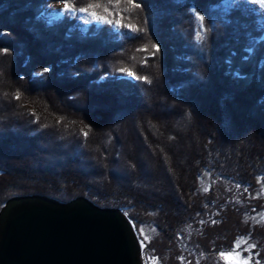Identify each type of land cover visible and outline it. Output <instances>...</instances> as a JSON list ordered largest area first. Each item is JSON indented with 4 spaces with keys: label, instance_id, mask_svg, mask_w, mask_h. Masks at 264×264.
I'll list each match as a JSON object with an SVG mask.
<instances>
[{
    "label": "trees",
    "instance_id": "obj_1",
    "mask_svg": "<svg viewBox=\"0 0 264 264\" xmlns=\"http://www.w3.org/2000/svg\"><path fill=\"white\" fill-rule=\"evenodd\" d=\"M52 1L0 0V208L28 194L120 208L156 228L144 247L155 264H182L187 227L190 264H218L240 238L259 253L264 224L201 179L264 181L263 10L247 0H62L70 10L52 19ZM80 8L113 23L84 21Z\"/></svg>",
    "mask_w": 264,
    "mask_h": 264
},
{
    "label": "water",
    "instance_id": "obj_2",
    "mask_svg": "<svg viewBox=\"0 0 264 264\" xmlns=\"http://www.w3.org/2000/svg\"><path fill=\"white\" fill-rule=\"evenodd\" d=\"M140 239L120 208L84 196L68 202L16 195L0 208V264H143Z\"/></svg>",
    "mask_w": 264,
    "mask_h": 264
},
{
    "label": "rangeland",
    "instance_id": "obj_3",
    "mask_svg": "<svg viewBox=\"0 0 264 264\" xmlns=\"http://www.w3.org/2000/svg\"><path fill=\"white\" fill-rule=\"evenodd\" d=\"M251 3H255L260 9L264 12V0H247ZM230 2V0H225L223 3L227 5ZM64 2L62 0H54L50 4H48L44 8V15L46 17L55 19L56 17L60 16L62 12L64 11ZM79 16L84 21H96L91 18L88 13L79 12ZM86 23V22H85ZM96 23H99V21H96ZM128 70L127 68H123ZM120 72L127 74V71H121ZM130 71V70H128ZM128 75V74H127ZM129 76V75H128ZM24 106H27L28 111L30 113L35 112L34 108L29 103H24ZM201 185L204 190H212L214 193V197L219 200H223L228 203H235L244 208V210L249 211L247 215V220L249 219L250 222H255L259 224H264V181L260 180L257 185L254 187H245L241 184L228 179L226 177L220 176V175H209L206 174L201 179ZM248 220V221H249ZM132 225L134 226V229L140 239L141 246L143 248V254H144V264H155L154 259L147 255L144 252L145 244L152 238V236L156 233V228L152 224H135L132 222ZM192 229L190 227H187L184 231V235L187 236V238H181L180 241L183 245V248L185 250V253L181 256V263L182 264H190V257L191 255H194L196 253L195 247L191 245V243L188 240H191L192 236ZM189 237V238H188ZM240 243V248L236 249V244ZM254 244L250 241H248L247 238H240L236 243L234 244L231 251L234 249L236 251H239L241 253V258L246 259L249 261V264H264V245L263 248L260 250L259 253L253 252L254 250ZM250 251H246L245 249H249ZM230 251V252H231ZM252 258L253 261H252ZM215 260L218 262V264H232L231 261L226 262L223 257L221 256V253L215 257Z\"/></svg>",
    "mask_w": 264,
    "mask_h": 264
},
{
    "label": "snow or ice",
    "instance_id": "obj_4",
    "mask_svg": "<svg viewBox=\"0 0 264 264\" xmlns=\"http://www.w3.org/2000/svg\"><path fill=\"white\" fill-rule=\"evenodd\" d=\"M128 2H129L130 4H132V0H128ZM89 7H92V5H89ZM95 7H100V5L97 4V5H95ZM133 7L139 8L140 5H139L138 3H137V4H133ZM63 10H64V11H69V10H70V9H69V5H68V3H65V4H64V8H63ZM129 10H130V9H125V11H129ZM104 11H105L106 13H109V15L112 14L111 12H109V9H108L107 7L104 8ZM80 12L88 13V15H90L91 18L94 19V20H96V21L104 22V23H108V24H112V23H113L112 20L107 19V17L104 16V15H98L95 11H93V12H88V8H80ZM116 14H117L118 16L120 15L119 13H116ZM197 19L203 21L204 17H203V16H197ZM115 25H116L117 27H121V26H123V27L129 28V29L132 30V31H136V30H137V26H136V25H131V24L121 25V22H120L119 19H117V20L115 21ZM139 31H143V29H139ZM151 47H152V49L155 50V52H158V51H159V47H158L157 44L153 43V44L151 45ZM44 71H47V69H44ZM121 71H127V74H128L129 76H134V73H133V72L128 71V70H126V69H121ZM136 78L144 79V77H136ZM16 98H19V93L16 94ZM85 135H87V133H85ZM202 223H203V221H202ZM252 247H254V246H252ZM239 248H240V243L238 242V243L236 244V249H239ZM245 250H246V251H250V248H249V249H245ZM221 256L223 257V259H224L226 262L231 261L232 264H249V261L246 260V259H242V258H241V253H240L239 251H236L235 249H234L233 251H231V252H228V253H224V252H222V253H221Z\"/></svg>",
    "mask_w": 264,
    "mask_h": 264
},
{
    "label": "bare ground",
    "instance_id": "obj_5",
    "mask_svg": "<svg viewBox=\"0 0 264 264\" xmlns=\"http://www.w3.org/2000/svg\"><path fill=\"white\" fill-rule=\"evenodd\" d=\"M264 4V2H262ZM143 264H144V259H143Z\"/></svg>",
    "mask_w": 264,
    "mask_h": 264
}]
</instances>
